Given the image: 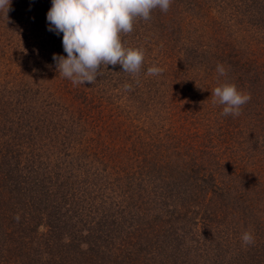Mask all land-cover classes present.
Here are the masks:
<instances>
[{"label": "rangeland", "instance_id": "obj_1", "mask_svg": "<svg viewBox=\"0 0 264 264\" xmlns=\"http://www.w3.org/2000/svg\"><path fill=\"white\" fill-rule=\"evenodd\" d=\"M51 4L12 0L8 18L0 12V175L14 173L16 162L64 160L66 144L83 143L90 158L81 169L75 165L78 172H138L144 199H152L155 189L166 194L193 187L196 197L185 201L223 216L199 223L200 235L189 231L183 245L168 243L165 251L177 253L178 264H264V0H172L166 13L154 9L150 20L139 19L122 35L126 47L145 52L137 78L119 64L102 65L95 83L77 86L59 75L53 61V54L66 53L63 34L49 31ZM154 64L164 72L149 77ZM218 64L226 76H218ZM225 81L251 93L235 118L222 115L223 106L212 102L211 89ZM61 167L56 170L70 169L65 162ZM26 196L29 207L39 197ZM17 207L15 197L0 191V256L6 258L0 257V264H46L52 255L64 259L62 239L50 250L38 249L55 234L45 206L37 230L6 227L10 210L23 213ZM195 227L186 221L187 230ZM245 231L252 232L254 244H243ZM64 239L69 240L67 233ZM162 261L145 253L131 259Z\"/></svg>", "mask_w": 264, "mask_h": 264}, {"label": "trees", "instance_id": "obj_2", "mask_svg": "<svg viewBox=\"0 0 264 264\" xmlns=\"http://www.w3.org/2000/svg\"><path fill=\"white\" fill-rule=\"evenodd\" d=\"M66 147L64 160L56 156L46 164L28 160L23 164L16 162L14 173L8 170L0 175V191L4 195L11 194V197H15L16 207L21 205L23 209V213L19 214V221L15 219L16 211L10 210L6 227L14 228L16 224H21L23 229L27 226L30 230H37L43 221L41 213L45 206L49 225L55 234L47 237L43 242L46 246L40 248L38 245V249L52 248L59 239L66 241L65 258L56 260L52 255L45 259L46 264H59L62 261V264H133L132 257L143 253L149 254L152 259L163 260L162 264H178L180 256L177 253L169 256L165 251L168 243L174 241L175 244L183 245L190 235L189 231L195 234L194 237L200 235L199 223L205 226L208 222L211 224L216 217L220 221L223 218L217 216L218 211L210 209L211 207L190 204V201L184 200L193 195L196 197L193 187L178 191L169 189L166 194L155 189L156 194L152 199H144L140 191L144 186L140 182L137 184L138 179L143 176L138 172H90L88 168L85 172H78L75 165L81 169L87 166V159L90 158L84 156L85 145L66 144ZM92 159L89 162L91 166L95 161ZM4 161L7 162L6 159ZM64 162L65 166H70L68 172L56 170L61 169ZM8 164L9 160L6 165ZM90 175L96 176L90 179ZM26 194L34 197L39 195L36 203L33 202L30 207L28 205L31 200L27 199ZM133 197H137L138 201ZM40 201L44 202L40 204ZM131 208L136 210L132 211ZM34 211L37 220L33 225L30 220ZM213 213L215 217H212ZM196 216L200 217L195 218ZM72 218L74 221H71ZM187 220H191V224L196 226L194 230H187ZM62 228V233H59ZM66 233L69 240L64 239ZM117 240L120 241L118 244ZM84 244L87 245L86 248L81 247ZM102 248L109 251L103 252ZM110 250H117V254ZM203 252L206 258L208 253L206 250Z\"/></svg>", "mask_w": 264, "mask_h": 264}, {"label": "clouds", "instance_id": "obj_3", "mask_svg": "<svg viewBox=\"0 0 264 264\" xmlns=\"http://www.w3.org/2000/svg\"><path fill=\"white\" fill-rule=\"evenodd\" d=\"M12 0H0V12L8 18ZM172 0H52L47 13L49 31L63 34L65 55L53 54L57 71L74 86L95 83L108 65L122 66V71L137 78L144 64L142 48L126 47L122 35L134 30L139 19L148 21L151 13L159 8L166 13ZM164 69L157 65L148 67L146 75L154 77ZM219 77L227 75L223 64L216 66ZM125 89H130L126 84ZM213 104L221 105L222 115L238 117L242 108L251 100V93L240 90L235 83L218 84L211 89ZM19 221V214L15 217ZM241 240L244 245L255 242L251 231H245Z\"/></svg>", "mask_w": 264, "mask_h": 264}]
</instances>
